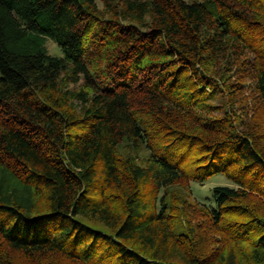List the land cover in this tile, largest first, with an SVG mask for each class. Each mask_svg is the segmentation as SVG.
I'll list each match as a JSON object with an SVG mask.
<instances>
[{
	"label": "trees",
	"instance_id": "trees-1",
	"mask_svg": "<svg viewBox=\"0 0 264 264\" xmlns=\"http://www.w3.org/2000/svg\"><path fill=\"white\" fill-rule=\"evenodd\" d=\"M235 67L250 111L154 129L235 94ZM218 174L211 248L158 194ZM62 262L264 264V0H0V264Z\"/></svg>",
	"mask_w": 264,
	"mask_h": 264
},
{
	"label": "rangeland",
	"instance_id": "rangeland-1",
	"mask_svg": "<svg viewBox=\"0 0 264 264\" xmlns=\"http://www.w3.org/2000/svg\"><path fill=\"white\" fill-rule=\"evenodd\" d=\"M46 47L48 49V52L52 55H63L61 49L50 39L46 40ZM218 66L220 68V66L222 67V64L218 62L215 68H217ZM213 70L216 69H214V67L209 68L210 72H212ZM221 70H223V67ZM232 71H230L229 73L230 75L227 79V83H232V86L234 88L236 83L239 82L238 86L236 85L237 91L235 92V94L232 93L231 95L229 90L224 89L222 93L215 95L213 99L208 102V104L211 105L210 107H205L204 109H190V113H187L186 116H182L178 123H174L170 120L164 121V119L152 118L151 123L154 126V129L161 130V134L166 131L169 132L173 129L178 131L184 130L192 133H197V128L200 126L201 122H206L211 118H220L225 114L224 109L229 110L231 114L235 113L237 115L241 114L240 112H243L246 108L248 109V111H250V108H252L253 106L252 102L255 101V99H252V95L254 92L253 83L246 78H242V69L235 67ZM230 99L235 100L234 104L229 105L228 100L229 102H231ZM248 115H252V112H249ZM232 118L233 117H231L230 119ZM232 121L238 126L236 122L237 120ZM129 151L130 149L125 142L121 143L118 147L119 156L122 158H125L128 155ZM143 151L144 150L140 151V157L145 155V152ZM194 158L195 156L191 157L190 162L187 163V166H185L186 170H190L192 165H194L192 164ZM223 185L236 187L234 183H232L221 174L215 175L204 182L188 181L186 180V178H183L167 188V191L165 193L164 190L161 189L158 196H164L165 201H167V203L171 206V214H173L175 216L174 218L177 220L175 222L176 228L174 229H183L185 225L184 217L190 218L195 224L202 225L203 228L207 229L206 233H208V238H210V241H212L210 246L211 248H213L214 246L219 244L218 240L220 239L221 234L218 232V230L212 228V221L206 218V216L202 212V206H199L200 204H205L209 207L214 205V202L211 199V190L215 186ZM183 207L185 209L186 215H184L181 210ZM178 220L181 223L177 224ZM62 264L64 263L62 262Z\"/></svg>",
	"mask_w": 264,
	"mask_h": 264
}]
</instances>
